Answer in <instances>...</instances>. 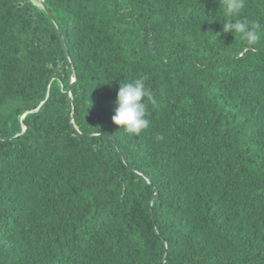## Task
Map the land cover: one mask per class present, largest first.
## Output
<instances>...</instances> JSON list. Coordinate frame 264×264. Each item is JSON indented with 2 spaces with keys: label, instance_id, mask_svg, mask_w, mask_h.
Wrapping results in <instances>:
<instances>
[{
  "label": "trees",
  "instance_id": "16d2710c",
  "mask_svg": "<svg viewBox=\"0 0 264 264\" xmlns=\"http://www.w3.org/2000/svg\"><path fill=\"white\" fill-rule=\"evenodd\" d=\"M43 4L0 0V264H264V0L256 45L219 0Z\"/></svg>",
  "mask_w": 264,
  "mask_h": 264
},
{
  "label": "clouds",
  "instance_id": "9594fccd",
  "mask_svg": "<svg viewBox=\"0 0 264 264\" xmlns=\"http://www.w3.org/2000/svg\"><path fill=\"white\" fill-rule=\"evenodd\" d=\"M219 2L220 7L223 8V32L240 34L248 45H256L261 41L260 22L241 17L245 0H219ZM115 103L117 106L112 116L113 123L121 126L122 130L133 137L150 126L148 104L151 103L153 107L158 106L157 100L142 78L130 81L125 79L120 82Z\"/></svg>",
  "mask_w": 264,
  "mask_h": 264
},
{
  "label": "water",
  "instance_id": "95a60500",
  "mask_svg": "<svg viewBox=\"0 0 264 264\" xmlns=\"http://www.w3.org/2000/svg\"><path fill=\"white\" fill-rule=\"evenodd\" d=\"M40 7H42V8H44V9H46V8H45V6H44V4H43V0H40ZM54 23L57 25L56 21H54ZM74 81H75V80H74V79H72V83H73ZM72 83H71V84H72ZM71 87H72V86L70 85L69 92H71Z\"/></svg>",
  "mask_w": 264,
  "mask_h": 264
},
{
  "label": "rangeland",
  "instance_id": "374dc122",
  "mask_svg": "<svg viewBox=\"0 0 264 264\" xmlns=\"http://www.w3.org/2000/svg\"><path fill=\"white\" fill-rule=\"evenodd\" d=\"M24 117V116H23Z\"/></svg>",
  "mask_w": 264,
  "mask_h": 264
}]
</instances>
